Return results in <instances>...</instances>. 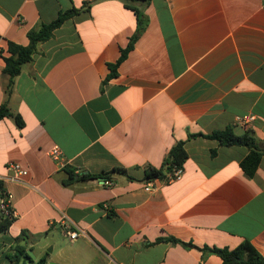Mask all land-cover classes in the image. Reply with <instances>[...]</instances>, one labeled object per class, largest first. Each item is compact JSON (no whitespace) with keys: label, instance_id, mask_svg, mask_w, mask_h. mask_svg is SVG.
<instances>
[{"label":"crops","instance_id":"0c3cea01","mask_svg":"<svg viewBox=\"0 0 264 264\" xmlns=\"http://www.w3.org/2000/svg\"><path fill=\"white\" fill-rule=\"evenodd\" d=\"M71 8L8 96L9 53L0 56V105L23 120L0 118V179L14 216L0 233V264H13L22 230L19 243L34 253L24 264H221L202 247L244 240L264 257V155L248 176L247 147L187 137L233 126L264 146V0H150L144 30L107 81L137 28L124 0H0L6 50ZM242 114L253 115L247 126L234 122ZM178 140L180 178H154L145 190L147 167H160ZM9 162L28 169L23 182L4 179ZM115 167L130 177L79 178ZM66 168L75 174L67 184ZM68 226L84 234L70 240Z\"/></svg>","mask_w":264,"mask_h":264},{"label":"trees","instance_id":"16d2710c","mask_svg":"<svg viewBox=\"0 0 264 264\" xmlns=\"http://www.w3.org/2000/svg\"><path fill=\"white\" fill-rule=\"evenodd\" d=\"M125 4L133 8L137 15V28L134 34L129 38L127 45L121 49L120 56L116 62L108 63L110 72L108 73L105 81L109 78L116 75L117 66L119 63L126 57L127 53L133 47L135 41L145 28V16L143 14L142 7L145 6L150 0H124ZM78 12V9L71 8L60 12L58 16L47 23H40L35 28L28 31L27 36L29 42L27 45H20L13 42H8L7 51L8 56L4 57L5 66L4 72L9 75V81L7 84V96L11 93L12 85L14 82V77L17 76L23 64L29 62L32 59L33 54L37 50V46L40 42H43L49 39L54 30L68 17H71ZM8 115L14 118L15 123L18 126L23 125V120L19 114L13 113L10 111L9 106L7 105V100L0 105V118ZM204 136L209 139H215L219 142L220 145H242L248 148V153L240 161V166L243 171L248 175L252 176L261 160V157L264 155V146H262L253 133L250 130H245L242 133H236L233 126H226L224 129L215 130L208 134L203 133H190L188 138L195 136ZM185 140L176 141L172 147L169 149L165 159L163 160L160 167L148 166L145 171V179H166L167 174L176 168H183L185 160L187 158V152L184 147ZM216 153L215 149H211V154ZM69 177L67 180H64L63 183L67 184L71 182L75 174L68 168H66ZM119 173L127 175L126 169L121 167H115L109 171H104L101 173H80L79 178H101L103 180H110L112 174ZM130 177V176H128ZM6 196V190L4 187V182L0 179V197ZM14 216L12 214V209L9 208L7 214L0 211V233H3L10 223L13 221ZM26 233L25 230H22L20 235L15 240L14 252L10 255V259L13 264H24L26 260H32L31 256L26 250L25 244H20L19 240L22 239V236ZM170 240L176 242L175 238H158L157 241L161 240ZM189 245V244H187ZM202 249L207 253H214L218 255L221 259V264H264V257L258 252V250L248 241L244 240L240 242L234 248L228 247H217V246H207L204 245ZM45 257L42 256L36 264H44Z\"/></svg>","mask_w":264,"mask_h":264},{"label":"built area","instance_id":"2783aa9c","mask_svg":"<svg viewBox=\"0 0 264 264\" xmlns=\"http://www.w3.org/2000/svg\"><path fill=\"white\" fill-rule=\"evenodd\" d=\"M7 50L5 48V38L4 35L0 33V56L6 54ZM253 119V115L251 114H242L237 115L234 118V122L236 125L239 126H247ZM49 155L57 161L60 166H64V162L61 159V151L58 146H53V148L49 151ZM7 170L11 172L9 177H4L5 180L13 181V182H23V177L28 175V169L22 166L19 162H9ZM182 168L173 169L171 172L167 174L168 180H176L179 179L182 174ZM154 180L155 179H147L145 190H150L154 188ZM101 184L103 185H111L112 182L110 180H103L101 179ZM11 195L6 191V196L0 197V211L2 213L7 214L9 208L11 209L10 205ZM13 214V211H12ZM66 235L70 240L76 239L79 235L84 234V230L77 227L72 228L70 226L67 227L65 230Z\"/></svg>","mask_w":264,"mask_h":264},{"label":"rangeland","instance_id":"374dc122","mask_svg":"<svg viewBox=\"0 0 264 264\" xmlns=\"http://www.w3.org/2000/svg\"><path fill=\"white\" fill-rule=\"evenodd\" d=\"M45 252H47L48 254L51 253L50 245L46 247ZM31 253L34 255V253L32 252V250H31ZM32 264H34V263H32Z\"/></svg>","mask_w":264,"mask_h":264},{"label":"water","instance_id":"95a60500","mask_svg":"<svg viewBox=\"0 0 264 264\" xmlns=\"http://www.w3.org/2000/svg\"><path fill=\"white\" fill-rule=\"evenodd\" d=\"M28 254H29L31 257H34V255L31 253V250H28Z\"/></svg>","mask_w":264,"mask_h":264}]
</instances>
